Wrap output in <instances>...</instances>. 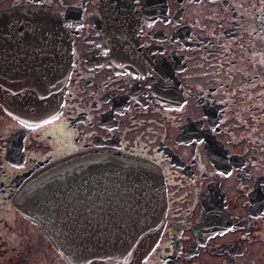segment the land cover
Instances as JSON below:
<instances>
[{
	"label": "flooded vegetation",
	"instance_id": "flooded-vegetation-1",
	"mask_svg": "<svg viewBox=\"0 0 264 264\" xmlns=\"http://www.w3.org/2000/svg\"><path fill=\"white\" fill-rule=\"evenodd\" d=\"M14 5L55 12L71 62L54 116L24 125L0 110V211L14 213L0 218V249L23 260L2 264H60L12 195L45 162L93 147L160 173L164 221L141 264H264V0H0V11ZM28 37L0 29V75L27 73Z\"/></svg>",
	"mask_w": 264,
	"mask_h": 264
},
{
	"label": "water",
	"instance_id": "water-1",
	"mask_svg": "<svg viewBox=\"0 0 264 264\" xmlns=\"http://www.w3.org/2000/svg\"><path fill=\"white\" fill-rule=\"evenodd\" d=\"M28 15L29 23L41 28L42 47L47 48L42 75L32 76L29 88L4 108L15 119L37 123L58 108L70 54L55 13L33 7ZM16 90L24 89L7 92ZM12 203L39 225L61 264H141L163 223V188L156 169L113 148L83 149L47 162Z\"/></svg>",
	"mask_w": 264,
	"mask_h": 264
},
{
	"label": "rangeland",
	"instance_id": "rangeland-1",
	"mask_svg": "<svg viewBox=\"0 0 264 264\" xmlns=\"http://www.w3.org/2000/svg\"><path fill=\"white\" fill-rule=\"evenodd\" d=\"M42 8L46 9V6H42ZM57 19L59 21V17L57 15ZM15 34V33H12V35ZM11 214H14L11 210H8L5 208L4 206V209L0 211V218H3L4 217V222H3V225H6L7 224V220L9 218H11ZM8 249L12 248L10 246H7ZM11 250V253H9V251L3 247L2 250L0 249V264L4 263V262H10V263H14V262H20V261H23L21 257H15L13 260L15 261H10L8 260L9 259V255L14 253V254H17V250L15 251L14 249H10ZM6 257V261H3V258ZM24 264V263H22Z\"/></svg>",
	"mask_w": 264,
	"mask_h": 264
},
{
	"label": "bare ground",
	"instance_id": "bare-ground-1",
	"mask_svg": "<svg viewBox=\"0 0 264 264\" xmlns=\"http://www.w3.org/2000/svg\"><path fill=\"white\" fill-rule=\"evenodd\" d=\"M52 51H49V53H51ZM33 57V56H32ZM34 58H35V56L33 57V59H32V62L34 61ZM39 63H41L42 64V58H35ZM41 69H42V66H41ZM18 119L17 120H19V121H22L19 117H17ZM22 122H24V123H26L25 121H22ZM158 237V236H157ZM157 237H156V239H157ZM156 241V240H155ZM155 241H154V243H155ZM153 243V244H154ZM153 246V245H152ZM151 246V247H152Z\"/></svg>",
	"mask_w": 264,
	"mask_h": 264
},
{
	"label": "snow or ice",
	"instance_id": "snow-or-ice-1",
	"mask_svg": "<svg viewBox=\"0 0 264 264\" xmlns=\"http://www.w3.org/2000/svg\"><path fill=\"white\" fill-rule=\"evenodd\" d=\"M137 2H138V0H137ZM202 142V141H201Z\"/></svg>",
	"mask_w": 264,
	"mask_h": 264
}]
</instances>
